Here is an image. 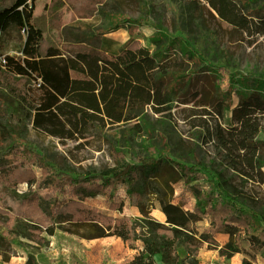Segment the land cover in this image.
Here are the masks:
<instances>
[{
  "label": "trees",
  "instance_id": "trees-1",
  "mask_svg": "<svg viewBox=\"0 0 264 264\" xmlns=\"http://www.w3.org/2000/svg\"><path fill=\"white\" fill-rule=\"evenodd\" d=\"M217 2L224 13L232 12L227 10L229 0ZM73 19L61 0H0V35L10 27L25 33L21 55H5L0 61V85L8 96L6 121L10 122L9 115H25L22 109H28L26 118L36 125L42 123V115L80 126L128 124L119 132L121 144L129 146L134 135L144 133L152 140L135 162L117 148L114 167L76 172L55 166L48 155L15 140L9 124L0 123L6 134L0 139V229L41 243L43 234L55 233L57 223L69 233L71 228H83L88 239L115 237L135 250L125 264H158L156 256L163 264H198L201 245H217L219 234L229 235L227 245L218 250L222 257L240 252L255 259L264 253L263 213L244 187L245 177L256 169V151L264 147L255 139L264 94L247 95L250 101L236 108V127L224 130L205 120L193 125L204 127L208 136L231 152L243 149L242 161L227 155L224 166L240 171L245 181L236 182L225 168L209 167L194 147L176 137L164 115L166 107L153 106V112L165 121L162 132L155 134L154 127L145 123L139 81L143 70L150 71L152 61L138 56L140 50L134 44L120 54L83 44L63 45L61 26ZM32 80L38 81L40 90L35 103L28 87ZM20 184H26L27 190L19 192ZM148 193L158 195L164 222L147 216L143 200ZM95 196H102L107 212L89 203ZM127 204L138 207L147 222L124 213ZM199 222L207 223L200 231ZM0 242L7 240L0 235ZM181 248L184 257L178 253Z\"/></svg>",
  "mask_w": 264,
  "mask_h": 264
},
{
  "label": "rangeland",
  "instance_id": "rangeland-1",
  "mask_svg": "<svg viewBox=\"0 0 264 264\" xmlns=\"http://www.w3.org/2000/svg\"><path fill=\"white\" fill-rule=\"evenodd\" d=\"M72 11L74 19L61 26L63 45L83 44L87 47L120 54L128 45L140 50L138 56L151 61L150 71L140 76L144 101L145 123L162 132L165 122L153 112V106L166 107L165 116L176 137L194 147L198 158L209 167L225 168L227 155L242 161L243 149L232 152L214 136H208L204 127H193L205 120L209 126L217 123L224 130L238 125L240 105L250 101L253 91L264 94V0H229L228 11L237 13L223 25L203 0H61ZM245 17V18H243ZM246 22H252L246 24ZM248 29V31H247ZM25 33L10 27L0 35V61L5 55L20 56ZM138 61L137 59L133 62ZM138 92V81H137ZM38 81L29 83L33 102L40 96ZM0 85V123L9 124L15 140L26 142L48 155L55 166L76 172L100 171L116 165L117 148L122 149L130 162L145 155V146L152 136L134 135L130 145H123L119 132L128 124L80 126L75 122H61L42 115L36 125L25 115L13 113L10 122L5 119L8 100ZM264 96V95H263ZM260 124L255 136L264 143V113L258 112ZM9 120V119H7ZM144 120V119H143ZM7 122V123H5ZM230 131H226L229 134ZM3 128L0 126V139ZM227 134V135H228ZM258 163L244 187L255 199V207L264 217V147L257 151ZM245 157V156H244ZM176 160V158H173ZM236 182H243L238 170L225 168ZM19 192L27 190L18 185ZM178 185L176 186V193ZM102 212V196L90 198ZM148 217L164 222L158 195L148 193L143 200ZM123 212L132 218L147 222L138 207L126 205ZM67 226L65 222L61 223ZM57 228L53 235L43 234L44 240L36 243L9 230L0 229L7 242H0V264H91V258L101 259L107 253L101 239L86 238L83 228H71L73 233ZM206 222L197 223L200 231ZM74 229V230H73ZM21 231H25L21 225ZM217 245L203 243L198 264H264V253L255 259L240 252L222 257L218 250L229 241L228 234L217 236ZM95 243L88 246V243ZM115 246V243H111ZM181 257L185 251L178 250ZM158 264H163L156 256Z\"/></svg>",
  "mask_w": 264,
  "mask_h": 264
},
{
  "label": "crops",
  "instance_id": "crops-1",
  "mask_svg": "<svg viewBox=\"0 0 264 264\" xmlns=\"http://www.w3.org/2000/svg\"><path fill=\"white\" fill-rule=\"evenodd\" d=\"M100 241L105 246L107 253L98 260H96L95 257L89 259L91 264H125L135 253V250L129 249L128 246L118 238L106 237L102 238ZM111 243H115L116 245L111 246ZM87 245L94 246L95 243L92 242V244L88 243Z\"/></svg>",
  "mask_w": 264,
  "mask_h": 264
},
{
  "label": "flooded vegetation",
  "instance_id": "flooded-vegetation-1",
  "mask_svg": "<svg viewBox=\"0 0 264 264\" xmlns=\"http://www.w3.org/2000/svg\"><path fill=\"white\" fill-rule=\"evenodd\" d=\"M206 5L209 7V10L219 21L220 25H223V22L226 23V20L229 19V15L237 16L235 12H226L222 11V6L217 2V0H203ZM248 31V29H247Z\"/></svg>",
  "mask_w": 264,
  "mask_h": 264
}]
</instances>
